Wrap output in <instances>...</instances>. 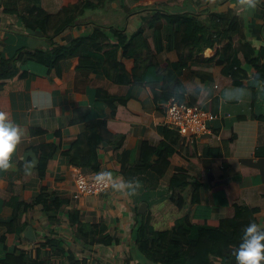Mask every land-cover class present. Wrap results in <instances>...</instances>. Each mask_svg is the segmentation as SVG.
<instances>
[{
  "label": "crops",
  "instance_id": "crops-1",
  "mask_svg": "<svg viewBox=\"0 0 264 264\" xmlns=\"http://www.w3.org/2000/svg\"><path fill=\"white\" fill-rule=\"evenodd\" d=\"M76 1L41 0V3L51 14H58L63 6ZM123 1L134 8L154 3L163 7L158 1L176 4L180 0ZM262 5L264 0H191L185 9L196 14L232 9L234 16L244 18L248 38L260 48L264 46ZM128 13L122 9L120 0L112 1L106 8L90 9L84 15L85 23L65 30L57 41L67 44L98 25H123ZM135 16L128 21V33L136 29ZM100 28L108 34L115 31L114 27ZM150 33L147 32L154 49ZM25 44L45 47L46 41L42 34L29 31L21 16L6 12L0 0V63ZM199 48L202 50L198 53ZM220 48H209L206 43L198 45L193 52L194 61L182 69L186 100L216 115L210 123L211 131L193 143L166 123V102L156 100L162 93L161 75L153 67L146 71V84L133 86L130 97L117 104L112 117H108V105L96 98V89L103 88L125 98L128 86L106 79L102 70L79 71V56L62 64L60 70L29 60L18 62L21 70L14 77L0 74V111L6 112L23 132L10 167L0 169V263L8 253L18 255L25 251L35 255L37 249L48 246L41 240L58 236L82 264H173L174 257L152 262L144 256L145 245L140 246L135 240V220L142 214L150 215L154 227L164 230L190 208H195L196 218L209 223L231 220L234 203H238L259 208L254 219L241 221L240 227L254 221L264 228V82L255 76L254 69L239 52L240 69L245 72L236 74L240 83H235V76L223 73L224 65L211 60ZM146 54L144 49L143 64L149 60ZM177 59L173 50L157 54L155 60L163 64ZM134 60L124 58L128 71L132 70ZM103 118H108L113 141L103 139L98 146L101 170L111 177L112 185L132 181V187L118 190L111 185L96 195L74 197L76 169L80 168L72 165L63 151L70 148L89 121ZM37 128L44 132L32 134L31 129ZM47 142L54 144L56 151L41 172L40 153L34 147ZM163 142L174 148L165 171L161 166L134 168L145 150L154 152ZM125 150L129 151L130 169L123 171L119 155L123 156ZM151 161L158 162L159 158L153 155ZM178 172L184 173L189 181L202 183L197 205L190 204L191 183L185 188L180 186L177 196L171 199L168 184ZM42 190L50 199H67V207L78 210L84 223H103L113 242L104 245L77 241L66 213H47L41 205L30 210L22 207L17 230L9 231L7 224L13 219L15 204L31 202ZM238 246L223 245L221 255L212 243L207 247L209 258L202 264H225L224 256L229 257L226 264H236L233 250Z\"/></svg>",
  "mask_w": 264,
  "mask_h": 264
},
{
  "label": "trees",
  "instance_id": "trees-1",
  "mask_svg": "<svg viewBox=\"0 0 264 264\" xmlns=\"http://www.w3.org/2000/svg\"><path fill=\"white\" fill-rule=\"evenodd\" d=\"M114 0H77L63 6L58 14L47 11L41 0H1L4 10L21 16L29 31H36L43 35L46 46L22 45L16 54L9 58H2L0 74L8 77L16 76L21 68L18 62L33 60L48 67L59 70L62 64L75 56L80 57L78 70L90 72L102 70L106 79L127 85L129 92L125 98L112 95L103 88L96 89V98L108 105V117L116 114L117 104L130 97V89L147 82L146 71L153 67L160 74L159 84L162 93L156 97L157 102H167L172 96L180 100H186V88L181 79L182 69L190 61H194L195 48L206 43L209 48H218L212 57L217 65H224L223 73L235 76V83H240V76L236 75L245 71L240 69L242 60L238 57L243 54V61L249 63L254 69L255 76L264 82V46L256 48L248 38L247 24L243 17L234 16L232 9L229 11H209L196 14L186 10L191 0H180L178 3L158 1L129 8L123 0L120 5L123 10L129 11L125 16L123 25H104L93 29L87 34L74 38L67 44L57 41V37L65 30L85 23L84 15L90 9L106 8ZM264 9V5H262ZM177 10V11H176ZM175 11V12H173ZM136 14V29L127 32V25L132 15ZM261 35L264 38V11L262 15ZM84 21V22H82ZM100 27L111 28L108 31ZM150 31L154 42L151 49L147 32ZM147 49L148 62L142 63V53ZM176 51L178 59L159 64L156 55L163 51ZM202 48L198 49L199 53ZM134 58V66L128 71L124 58ZM187 101V100H186ZM190 103H193L189 101ZM108 118L91 120L86 124L85 130L80 133L71 144L70 148L63 151L69 161L75 167L80 168L86 174H92L101 170L98 156V146L103 139L112 142L111 132L107 127ZM43 129H31L32 134L43 133ZM40 153L39 168L44 172L49 159L56 151V146L49 142L34 147ZM174 152V148L163 142L154 152L145 150L142 160L137 163L135 169H148L162 167L165 171L169 166L168 157ZM156 155L158 162H152ZM123 171L130 169L128 165L129 151L125 150L119 155ZM192 184L190 204L197 205L200 201V188L202 183L198 180H187L182 172L174 174L169 181L171 199L177 196V189L185 188ZM180 202V201H178ZM69 201L63 198L50 199L49 194L42 192L31 202L23 201L15 204L13 219L7 224L9 231H16L20 221V209L25 206L27 210L35 205H41L42 210L57 214L66 213L67 223L71 225L75 239L83 240L85 244L96 242L109 245L113 237L106 232V226L102 224L84 223L81 221L78 210H70ZM183 204H181L182 206ZM258 207L246 204L234 203V215L232 219L220 220L218 223H209L195 217V208H190L184 215L177 218L168 229L159 230L154 227L150 215H139L135 220V240L142 246L144 256L158 262L174 257L173 264H202L207 261V247L214 244L215 249L224 255L223 245L230 243L239 244L243 228L240 222L251 221L258 213ZM61 218V217H59ZM48 244L45 248L37 249L36 254L22 251L18 255L8 253L0 264H82L78 260L73 249L65 248V240L54 236L41 240ZM222 247V248H221ZM225 264L229 257L224 256ZM235 258V257H234ZM236 261V260H235Z\"/></svg>",
  "mask_w": 264,
  "mask_h": 264
},
{
  "label": "built area",
  "instance_id": "built-area-1",
  "mask_svg": "<svg viewBox=\"0 0 264 264\" xmlns=\"http://www.w3.org/2000/svg\"><path fill=\"white\" fill-rule=\"evenodd\" d=\"M216 115L198 104L180 100L172 96L165 103V121L175 128L180 134L187 137L191 143L195 139L211 131L210 123ZM98 173H104V179L98 181ZM112 179L104 170L86 174L81 169H76L74 197L81 195H96L108 190Z\"/></svg>",
  "mask_w": 264,
  "mask_h": 264
},
{
  "label": "clouds",
  "instance_id": "clouds-1",
  "mask_svg": "<svg viewBox=\"0 0 264 264\" xmlns=\"http://www.w3.org/2000/svg\"><path fill=\"white\" fill-rule=\"evenodd\" d=\"M23 132L20 126L0 111V169H8L13 155L21 142ZM104 173H98L96 179L102 181ZM132 181L114 183V189L132 187ZM236 264H264V228L256 222H250L243 228L239 246L233 250Z\"/></svg>",
  "mask_w": 264,
  "mask_h": 264
},
{
  "label": "rangeland",
  "instance_id": "rangeland-1",
  "mask_svg": "<svg viewBox=\"0 0 264 264\" xmlns=\"http://www.w3.org/2000/svg\"><path fill=\"white\" fill-rule=\"evenodd\" d=\"M90 11V10H89Z\"/></svg>",
  "mask_w": 264,
  "mask_h": 264
}]
</instances>
